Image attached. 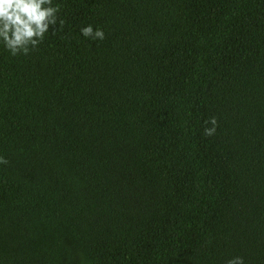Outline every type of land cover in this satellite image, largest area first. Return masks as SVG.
<instances>
[{
    "label": "trees",
    "instance_id": "16d2710c",
    "mask_svg": "<svg viewBox=\"0 0 264 264\" xmlns=\"http://www.w3.org/2000/svg\"><path fill=\"white\" fill-rule=\"evenodd\" d=\"M53 2L0 44V264H264V0Z\"/></svg>",
    "mask_w": 264,
    "mask_h": 264
},
{
    "label": "clouds",
    "instance_id": "9594fccd",
    "mask_svg": "<svg viewBox=\"0 0 264 264\" xmlns=\"http://www.w3.org/2000/svg\"><path fill=\"white\" fill-rule=\"evenodd\" d=\"M61 5L53 0H0V44L12 55H29L38 49L46 33L54 28L58 21ZM63 25V20L59 21ZM84 37L103 40L105 32L94 29L91 25L81 28ZM211 128L205 129V134L211 136L216 131L217 121L212 118ZM0 157V164H7ZM227 264H245L244 258L237 256L228 260Z\"/></svg>",
    "mask_w": 264,
    "mask_h": 264
}]
</instances>
